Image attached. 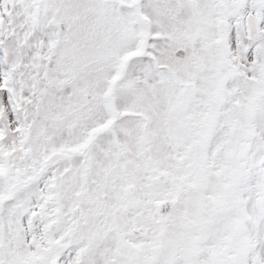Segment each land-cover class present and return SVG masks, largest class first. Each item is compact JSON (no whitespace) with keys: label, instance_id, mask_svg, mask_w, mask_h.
Here are the masks:
<instances>
[{"label":"snow or ice","instance_id":"snow-or-ice-1","mask_svg":"<svg viewBox=\"0 0 264 264\" xmlns=\"http://www.w3.org/2000/svg\"><path fill=\"white\" fill-rule=\"evenodd\" d=\"M0 264H264V0H0Z\"/></svg>","mask_w":264,"mask_h":264}]
</instances>
